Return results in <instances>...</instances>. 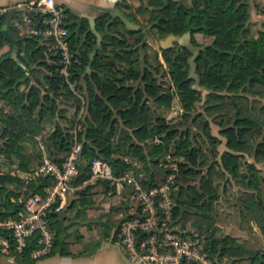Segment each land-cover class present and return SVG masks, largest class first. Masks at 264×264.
I'll list each match as a JSON object with an SVG mask.
<instances>
[{
  "label": "trees",
  "instance_id": "16d2710c",
  "mask_svg": "<svg viewBox=\"0 0 264 264\" xmlns=\"http://www.w3.org/2000/svg\"><path fill=\"white\" fill-rule=\"evenodd\" d=\"M120 4L125 8L131 7L125 0L117 2L116 6L122 8ZM23 8L9 7L0 14V47L5 43L10 46L0 55V98L11 106L9 110L0 107V159L11 160L12 156H16L21 161L19 169L25 171V145L33 140L19 131V124L29 119L38 121L42 127L41 141L48 155L61 163L71 148L73 136L58 122L69 105L58 107L57 102L59 97H63V100L72 103L73 108H77L80 102L60 72L57 54L52 55L49 62L40 60L43 50L40 39L36 36H19L12 27L13 18ZM138 11H147L145 24L125 10L122 13L129 21L138 24L139 29L127 28L119 16L111 18L101 14L96 17L95 28L101 34L102 42L93 57L89 54L96 43V35L89 29V20L72 15L65 18L71 32V48L79 58V62L73 65L71 78L76 80L86 99L85 111L79 118L81 128L76 133L80 144L79 160L71 180V185H82L78 190V204L88 206L93 202L86 194L93 157L106 160L115 174L131 170L138 179L149 185L161 181L157 180L152 166L166 153L167 143L172 136L167 131L173 126L156 113L151 103L156 107L170 108L177 96L181 109L179 115L189 116L196 102L202 98V94L193 88L194 83L207 90L205 107L209 114L227 104L233 107L231 122L224 126L221 124L220 131L225 136L227 147L222 153V166L234 176L241 177L245 189L258 190L257 176L264 180V174H259L260 169L255 166V163L264 166V115L261 118L256 114L255 104L264 98V31L259 29L252 34L248 27L250 0H196V3L188 5L183 0H142ZM8 17L10 21H6ZM76 26L77 33L74 32ZM187 32L188 38L185 36ZM196 32L211 36V41L193 46ZM149 34L159 41L173 35L183 37V41L188 42L182 45V65L170 70L174 89L162 88L143 65ZM14 48L17 49L16 58L12 56ZM161 50L168 61L169 49L161 47ZM34 64L42 65L46 70L41 80H33ZM116 65L120 67L116 68ZM191 68L195 76L191 74ZM138 78L141 83L137 87L127 83L130 79ZM208 124L206 120L205 125ZM164 132L167 134L162 136ZM187 132L176 146L177 153L185 159L179 163V168L185 175H198L201 183L200 190L190 185L177 188L178 175L174 178L173 192L177 190L172 207L174 224H177L178 215L186 209L182 206L185 195L191 197V205L197 208L202 218L210 217L209 210L215 197L210 175L193 168L194 165L202 166L204 162L199 163L202 153L192 146ZM257 136L260 139L255 141ZM156 137L159 142H154ZM34 144L40 159L38 140ZM246 152L252 154L254 161L246 163L249 174H241L240 155ZM121 156L130 161L119 160ZM136 159L142 162L140 168L131 162ZM188 163L192 166H188ZM10 175L11 171L0 170L1 218L18 217L30 194L43 193L45 187L53 183L50 175L23 182L19 175H14V180L21 181V184L10 188ZM96 181L105 191L116 188L107 180ZM243 204L250 215L258 212V216L252 218L263 215L264 206L253 194L244 198ZM50 220L56 229V239L46 256L57 252L70 254L65 246L64 232L68 225H62L61 212H51ZM193 225L200 233L208 232L209 223L204 226V221L196 220ZM188 233L203 239L194 231ZM112 237L114 239L115 230ZM35 246L33 237L18 259L28 260L29 251ZM203 246L213 260V256L229 254V238L215 236L213 231L206 234ZM250 264H264V251L256 252Z\"/></svg>",
  "mask_w": 264,
  "mask_h": 264
},
{
  "label": "built area",
  "instance_id": "2783aa9c",
  "mask_svg": "<svg viewBox=\"0 0 264 264\" xmlns=\"http://www.w3.org/2000/svg\"><path fill=\"white\" fill-rule=\"evenodd\" d=\"M20 14L13 18L12 25L19 36H36L49 44L60 62V72L71 92L84 98L71 78L72 68L78 56L70 44V29L67 26L65 8L56 0H32L23 6ZM9 7L0 6V14ZM78 122L72 129L73 143L61 163L48 155L41 141L40 160L34 170L24 176L28 181L37 176L50 175L53 183L43 193L30 194L18 217H0V257L18 261L19 254L35 237L36 246L29 251L30 260H38L51 251L56 239L50 213L59 211L63 199L71 188V180L77 170L80 144L76 139ZM89 181L104 179L125 191L127 211L120 212L115 227L114 241L120 251L139 264H216L204 250L203 242L192 237L173 223L172 207L175 173L166 175L157 184L149 185L138 179L131 170L115 174L110 164L99 157L90 161Z\"/></svg>",
  "mask_w": 264,
  "mask_h": 264
},
{
  "label": "rangeland",
  "instance_id": "374dc122",
  "mask_svg": "<svg viewBox=\"0 0 264 264\" xmlns=\"http://www.w3.org/2000/svg\"><path fill=\"white\" fill-rule=\"evenodd\" d=\"M137 2L139 1L137 0ZM183 2L188 5L191 3H196V0H183ZM250 4L251 9L253 8L259 10L264 7V3L262 5L260 0H250ZM132 13L137 20L145 24V19L147 16L146 13L141 14L142 12L137 13L136 11H132ZM12 27L14 28V26ZM248 27L252 34H256V30H259L250 18L248 20ZM149 36V42L151 45L149 44L147 48V56L145 55V64L143 65H146L148 71L156 78L162 88L174 89L170 77V70L182 65V45L187 44L188 42L182 40H172L170 45L165 47L169 49V59L167 61L162 55L161 47L163 46L160 44V41L156 38H153L151 34H149ZM197 36V38L195 37L193 46L208 44L212 39L211 36H207L205 34ZM210 37L211 39L209 41ZM39 41L41 44H43L42 57L39 56V59L44 60V62L51 61L52 55H55L56 52L53 49H50L49 44L46 41H43L42 39H40ZM190 45L192 46V44ZM0 50H2L1 47ZM24 56L26 57V59H28L26 55ZM28 60L29 62H32L31 59ZM116 66V68L120 67V65ZM45 72L46 70L42 65H35V71H33L32 73L33 80L35 81V79L37 78L41 80ZM191 74L195 76L192 68ZM127 83H130L137 87L139 83H141V81L140 78H138V80L130 79ZM76 87L77 89L82 90L80 89L78 84L76 85ZM193 88L196 89L197 92H200L202 94V98L198 102H196L195 109L192 114H189V116L179 115L180 110H178L177 106L175 105L176 102H178L177 96L174 98L172 106L170 108H159L154 106V104L150 102L154 107L156 113L163 116L165 120L171 126H173V128H170L167 131L172 134L169 142L167 143V151L163 156L158 158V161L153 164L152 168L154 169V174L156 175L157 180L161 179L162 181V179L166 175L175 173L176 176L178 175L177 188L179 186L184 187L190 185L196 190H200V177L198 175L192 174L185 175L180 171L179 168V163L183 162L185 159L183 155L177 153L176 146L178 145L179 141L183 139L186 131H188L187 134L192 146L198 148L202 153V157L199 163L204 162L202 166L194 165L193 168H197L200 172H202V174L210 175V184L214 189L215 197L211 202V208L209 210L210 217L202 218L198 215L196 211L197 208H195L194 205H191V197L189 195H185V202L182 204V206L186 209H184L183 212L178 215L177 224L175 225L178 228L184 229L186 232L194 231L200 234L203 238V242L205 240L206 234L212 231L215 236H227L229 238V254H225L223 256H213L216 264H250L251 258L256 252L264 251V212L263 215L261 214L262 216L257 219L252 218V216H258V212H254L253 215H250L249 212L244 208L243 199L253 194L256 197L257 201L261 202L264 206V180L260 178V176H257L259 189L248 190L244 188L241 177H236L230 171H227L223 168L222 153L227 149V147L225 145V136L221 133L220 130L222 128L221 124H223L224 126L231 122L233 107H231L230 104H227L221 110H216V113L213 112V114H209L205 107L207 90L199 86L198 83H194ZM77 98L80 102L79 97ZM63 99L65 98L59 97V100L57 102L58 107L66 105H69V107L72 106L71 102L67 101V99ZM260 106H262V108H259ZM0 107L4 108L5 110H9L11 108V106L1 98ZM255 112L261 118L263 117L264 98L260 99L255 104ZM198 113H202V115H198ZM76 119V112L70 110L68 112L67 110L58 122H60V124L64 126V128L68 129V131L72 134L71 131L74 128ZM206 120L209 123L208 125H205ZM25 126L26 128L24 130V133L33 140L27 141L25 145V152L27 157L24 166L26 167V170L22 171L21 169H19L21 161L16 156H12L11 160L0 159V170L6 172L11 171L12 175L8 177V186L10 188L15 186L16 184H21V181L17 182L16 180H14V175H19L22 179V182L25 181L24 176L30 174L40 160L39 156L37 155V149L34 142L35 140H37V135L42 134V127L40 126L30 128L27 125ZM79 127L81 128V125H79ZM167 132L162 133V136H165ZM258 139H260V136L255 137V141ZM154 142H159L158 137L155 138ZM52 150L53 152H56L55 149ZM136 153L138 154V150H136ZM240 156V173L249 174L250 171L247 169L246 163L253 162V156L251 153L247 152L241 154ZM123 157L124 156H121L119 160H125L126 162L130 161L126 158L123 159ZM131 162L138 168H140L142 164V162L138 161L137 159ZM188 166H192V164L188 163ZM255 166L260 169L259 174H264V166L262 163H255ZM176 191H174L175 193L173 192L172 194L174 202V195L176 194ZM120 201L121 202H118V205H120V208L118 209L122 212H126L128 209L126 198L120 199ZM107 210L108 211L104 212L114 214L116 205H112L111 203ZM96 212L97 211H95V215H92L93 219H89L88 217L86 218V220H84L86 221V224L78 225L76 228L75 226H72V235H70L69 237L72 239H80V237H83L85 238L84 242L87 246V243L89 241H92L96 236H99L105 226L102 223L104 220L103 216L98 215V213ZM196 220H200V222L204 221V226L208 225L209 223L207 233H200L198 228L194 227L193 222ZM113 221L114 219L112 218L111 222ZM81 231L82 233H80Z\"/></svg>",
  "mask_w": 264,
  "mask_h": 264
},
{
  "label": "crops",
  "instance_id": "0c3cea01",
  "mask_svg": "<svg viewBox=\"0 0 264 264\" xmlns=\"http://www.w3.org/2000/svg\"><path fill=\"white\" fill-rule=\"evenodd\" d=\"M32 0H0V6H7V7H22L27 2ZM128 2L131 7L125 8L122 4V8H118L116 6L117 2H122V0H56V2L60 3L66 11V16L72 15V16H82L86 17L89 20V29L96 35V33H99L95 28V19L97 16L101 14H105L107 16H110L111 18H114L115 16H118L119 13H122V11H126L133 15V12H138V6L141 4L142 0H125ZM261 4L263 5L264 0H260ZM147 14L146 12H142L141 14ZM134 16V15H133ZM250 19L253 23H255V26L257 29H261L264 31V7L261 9H251ZM11 20V18H10ZM9 20V21H10ZM91 21L94 23V31L91 29ZM72 22V21H70ZM74 32H78V26L74 28ZM100 34V33H99ZM197 35H203L200 32L194 33V37H198ZM101 37V34H100ZM150 36L148 35L146 38V41L148 44ZM211 37L209 38L210 41ZM96 42H97V36H96ZM102 42V38H101ZM208 43V42H207ZM96 43L94 44V46ZM151 45V44H150ZM93 46V48H94ZM9 44L5 43L0 50L1 54L6 52L9 49ZM101 47L100 46L96 49L95 52H90V57H93L94 54L97 52V50ZM15 49V48H14ZM13 49V50H14ZM81 94L84 95L83 90H80ZM84 98V104L82 105L81 102L79 103L77 108L69 107L68 112L74 111L77 114L76 122L79 124V118L85 111V96ZM173 103V102H172ZM177 106V109L181 111L180 104L176 102L175 104ZM172 106V105H171ZM163 108V107H159ZM75 122V123H76ZM32 127H40L39 122L34 119H29L27 121L21 122L18 126V129L23 131L25 130L26 126ZM80 125V124H79ZM80 129V127H79ZM87 183L89 184V189L87 190L86 194L88 197H90L93 202L88 206H80L78 204V190L82 187V185H72L71 188L66 193L62 207L60 208V212L62 215V225H68L66 227L65 232V241L67 242L65 244L66 248L71 252L70 254H60V253H53L49 256L42 257L38 260H25L20 261L16 260V262L22 263V264H139L138 262L130 261L118 248L117 244L115 243L113 239V233L115 230V227L117 225L119 213L121 212L118 208H120L118 205V202H121L120 199H124L125 191L120 188H115L113 191H105L103 190V186L97 182V181H89L87 180ZM116 205V210L114 214L107 213L104 211H108L109 205ZM96 206V207H95ZM123 206V204H122ZM58 211V212H59ZM98 213V215H102L103 225L105 226L99 236H96L92 241H89L87 243L84 242L85 238L80 237V239H72L69 236L72 235V226L75 228L78 225L86 224V218L89 217V219H93L92 215H95ZM101 213V214H100ZM92 217V218H91ZM112 218L114 219L113 222H111ZM88 220V219H87ZM115 222V223H114ZM82 233V231L80 232Z\"/></svg>",
  "mask_w": 264,
  "mask_h": 264
},
{
  "label": "water",
  "instance_id": "95a60500",
  "mask_svg": "<svg viewBox=\"0 0 264 264\" xmlns=\"http://www.w3.org/2000/svg\"><path fill=\"white\" fill-rule=\"evenodd\" d=\"M118 16L124 21V23H125L127 28H129V29H139L140 28V26L138 24H135V23L129 21L123 13H119ZM9 20H10V17H8L6 21H9ZM91 29L94 31V23H93V21H91ZM96 36H97V42H96V45L93 48V52L96 51V49L100 46V43H101L100 34L96 33ZM185 36L188 38L189 33L187 32L185 34ZM172 40H178V41L182 40L183 41L184 39H183V37H177V36L170 35V36L166 37L164 40H161L160 44L163 47H167V46L170 45ZM12 56L14 58H16V48L12 51ZM0 264H22V263L16 262V261L11 260L9 258L0 257Z\"/></svg>",
  "mask_w": 264,
  "mask_h": 264
}]
</instances>
